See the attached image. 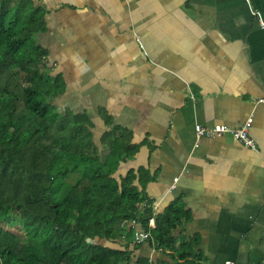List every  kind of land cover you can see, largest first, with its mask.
Masks as SVG:
<instances>
[{
	"label": "crops",
	"instance_id": "0c3cea01",
	"mask_svg": "<svg viewBox=\"0 0 264 264\" xmlns=\"http://www.w3.org/2000/svg\"><path fill=\"white\" fill-rule=\"evenodd\" d=\"M34 1L48 9L39 34L47 64L67 83L55 104L87 112L96 141L110 129L101 107L132 130L139 151L117 164L110 156L115 176L145 168L155 213L175 201L188 210L175 247L187 237L204 264H264V0ZM249 117L255 148L230 133H196L197 124L239 127ZM130 230L143 228L130 222L115 241H92L173 263L175 250L138 245Z\"/></svg>",
	"mask_w": 264,
	"mask_h": 264
},
{
	"label": "trees",
	"instance_id": "16d2710c",
	"mask_svg": "<svg viewBox=\"0 0 264 264\" xmlns=\"http://www.w3.org/2000/svg\"><path fill=\"white\" fill-rule=\"evenodd\" d=\"M47 12L34 0H0V264H154L134 261L128 245L92 241H115L130 222L150 230L148 241L157 248L175 250L174 264H204L191 239L175 247L174 231L188 210L175 201L153 211L145 187L154 175L132 168L118 178L102 161L100 145L116 164L135 157L132 130L115 126L101 107L110 129L96 141L87 112L59 111L54 103L67 83L52 73L49 50L38 39ZM19 226L25 238L16 233ZM127 235L134 239L132 230Z\"/></svg>",
	"mask_w": 264,
	"mask_h": 264
},
{
	"label": "built area",
	"instance_id": "2783aa9c",
	"mask_svg": "<svg viewBox=\"0 0 264 264\" xmlns=\"http://www.w3.org/2000/svg\"><path fill=\"white\" fill-rule=\"evenodd\" d=\"M259 101H264V97L260 98ZM253 123V118L249 117L241 126L231 127L227 124L216 123L213 125L197 124L196 133L199 137H212V136H221L226 133H230L235 136L237 139L242 141L247 146L256 147L255 140L250 135V128ZM150 223L155 226L154 218L150 219ZM151 225V226H152ZM151 237L150 230H136L134 232V242L136 244L143 243L148 241ZM225 264H236L235 261L228 260Z\"/></svg>",
	"mask_w": 264,
	"mask_h": 264
},
{
	"label": "rangeland",
	"instance_id": "374dc122",
	"mask_svg": "<svg viewBox=\"0 0 264 264\" xmlns=\"http://www.w3.org/2000/svg\"><path fill=\"white\" fill-rule=\"evenodd\" d=\"M38 39H39V35H38ZM49 66V65H48ZM43 70L44 71H46V67L44 66L43 67ZM57 103V102H61V100L60 99H58V100H54V103ZM59 111H61V110H59ZM100 147H101V149H100V152H101V159H102V161H104L105 160V162L109 165V167H111L112 169L113 168H116V164L115 163H113V161L111 160V158H110V155H109V149L105 146H102V145H100ZM16 233L17 234H19L20 236H22V238H25L24 237V230H23V228L22 227H18L17 229H16ZM174 264V263H173Z\"/></svg>",
	"mask_w": 264,
	"mask_h": 264
}]
</instances>
